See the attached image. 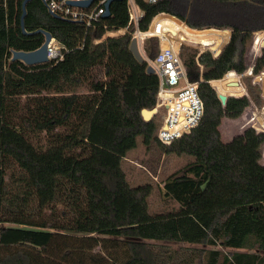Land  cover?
Here are the masks:
<instances>
[{"label": "trees", "instance_id": "16d2710c", "mask_svg": "<svg viewBox=\"0 0 264 264\" xmlns=\"http://www.w3.org/2000/svg\"><path fill=\"white\" fill-rule=\"evenodd\" d=\"M136 1L143 10L141 31L157 14H168L191 27V34H227L225 43L211 45L216 54L229 42L217 57L181 45L204 111L197 126L168 144L157 138V120L142 116L143 109L157 104V75L147 71V60L139 62L130 51V34L103 38L107 30L128 24L126 0H112L109 15L90 31L53 16L43 0H31L26 32L21 27L24 0H0V264H193L197 258L203 264H264L259 252L191 248L180 253L154 242L264 252V132L249 127L262 123L260 109L250 106L235 123L236 131L249 128L224 142L222 119L241 116L250 99L231 96L223 105L210 83L246 70L247 45L254 32L264 30V0ZM226 28L232 30L231 39ZM40 29L67 49L64 59L35 65L13 60V51L42 46ZM144 46L154 58L159 39L147 38ZM96 68L104 73L101 92L66 94L50 102L41 119L22 118L25 128L39 132L74 120L73 133L53 136L41 148L4 120L6 87L25 92L60 84L78 87ZM263 68L264 51L254 72ZM248 89L261 106L259 91L251 84ZM235 129L230 125L229 131ZM139 140L146 147L157 142L166 154L191 158L185 173L164 185L165 195L179 203L176 210L152 211V183L133 186L128 180L124 163Z\"/></svg>", "mask_w": 264, "mask_h": 264}, {"label": "rangeland", "instance_id": "374dc122", "mask_svg": "<svg viewBox=\"0 0 264 264\" xmlns=\"http://www.w3.org/2000/svg\"><path fill=\"white\" fill-rule=\"evenodd\" d=\"M159 15V14H158ZM157 15V16H158ZM152 31H157V28H161V31L164 35H167L171 38L175 48L180 50L181 45L187 46L190 48V52L194 49L198 51V55L202 52H211L215 57L220 54H216L214 51L210 50L211 45L223 44L227 41V34L215 35L211 32L205 34H191L188 31L189 26L185 25L179 19H175L168 14H161L157 17L153 24ZM191 28V27H189ZM166 29V30H164ZM167 29L169 30L167 32ZM195 29V28H193ZM207 29V28H206ZM210 29V28H208ZM216 29V28H213ZM204 30V29H196ZM222 30V29H220ZM151 31V32H152ZM123 33H118L115 36L122 35ZM107 36H114V34H107ZM191 37L192 39L188 38ZM157 38V37H156ZM193 41L198 43V47L195 45H190L184 43L185 40ZM202 42H207L209 44L204 45ZM212 43V44H211ZM145 45V44H144ZM167 43L163 42V47H166ZM144 56L148 57L145 52V46L141 49ZM264 51V30L260 32L256 31L253 33V36L247 45L245 52L246 60V70L243 73H229L223 79L219 81H211V85L220 90L223 93L228 95H237V96H248L252 102L249 106L243 111L241 116L238 118H229L224 117L220 125L221 133L224 140L231 139L238 133L243 132L249 127L245 128L242 131H236L235 126L236 122L241 119L245 111L250 107L254 106L256 109H260L258 114L262 118V123L260 128L264 131V74H261L264 71V68L259 72H254V67L257 58H259ZM94 75L96 78H94ZM104 73L102 68H96L84 75V81L78 87H73L68 84H60L52 86L50 89L42 92H25L24 89H10L5 88V101H4V110L3 118L4 120L12 125L20 127L24 132L27 133L29 138L35 142V144L41 148L49 146L53 142V136L56 138H63L67 134L73 133V124L74 120H71L70 123H67L62 126L52 128V130L37 131L36 129L25 128L23 126L22 118L23 115L30 116L33 120H38L43 117L47 112V106L51 103H54L57 99L61 98L66 94L71 93H84L91 91H102L104 88ZM258 77V78H257ZM259 79V80H258ZM232 82H240V85H235ZM251 84L255 87V90H258L263 103L261 106H258L250 96L248 85ZM216 87H215V86ZM216 90V91H217ZM219 92V91H218ZM165 115V109L159 108L158 112L152 117L157 120L159 125L161 124L163 117ZM231 127L235 130L229 131ZM262 163L264 164V145L262 147ZM191 158L187 156H176L173 154H166L162 146L154 142L151 147H146L141 140H139L138 146L129 152L126 162L124 163V169L127 174V178L133 186L139 185L145 182H151L153 185V194L150 198V207L152 211L160 210H173L178 207L179 203L176 202L173 198L165 195L164 185L171 178L182 175L187 170ZM159 244H164L173 248L174 250H180V253H183L184 250L191 248H204V249H219L224 254H232L234 252H259L261 255H264L263 251H258L255 249H237V248H227L221 245L216 246H205L201 244H191L186 242H174V241H154ZM204 254L201 255L203 257ZM202 260V259H201ZM193 264H203L199 263L198 258L194 259Z\"/></svg>", "mask_w": 264, "mask_h": 264}, {"label": "built area", "instance_id": "2783aa9c", "mask_svg": "<svg viewBox=\"0 0 264 264\" xmlns=\"http://www.w3.org/2000/svg\"><path fill=\"white\" fill-rule=\"evenodd\" d=\"M71 1L84 0H43L52 15L67 21L83 24L86 31H90L91 29H96L101 23L106 11V4L110 0H92L88 6L72 5L70 4ZM144 1L156 3L159 0ZM126 2L129 14L128 24L114 31L107 30L103 38L107 34H114L115 36L118 33H128L132 38L137 39L140 50L144 47L147 38L157 37L159 39L160 50L156 56L154 58L144 57H146L148 65L154 68V73L159 79L156 107L158 110L159 108L165 109V115L156 135L160 142L168 144L183 134L190 132L192 128L198 125L203 116L204 106L198 92V82L189 80L180 50L175 48L171 38L164 35L161 28H157V31H152L153 22L158 14L152 19L149 28L146 31H141L138 24L143 16V10L136 0H126ZM101 40L97 39L96 42ZM163 42H168V47L162 48L161 44ZM224 48H222L221 52ZM66 51L67 49L60 42L52 38L47 47L48 60L56 64L64 59ZM198 64L202 69V65L199 62ZM235 73L237 72L235 71ZM238 83L240 85V82ZM217 93L222 92L217 90ZM224 94L228 95L227 93ZM228 96L238 97L237 95ZM232 139L233 137L227 140L222 138L224 142H229Z\"/></svg>", "mask_w": 264, "mask_h": 264}, {"label": "water", "instance_id": "95a60500", "mask_svg": "<svg viewBox=\"0 0 264 264\" xmlns=\"http://www.w3.org/2000/svg\"><path fill=\"white\" fill-rule=\"evenodd\" d=\"M29 1H31V0H24V2H23V14H22V18H21V27H22V29H23L24 32H26L25 23H24V19H25L26 14H27L26 6H27V3ZM91 1L92 0L71 1L70 4H72V5H78V6H88ZM111 1L112 0L108 1L107 4H106V11H105L104 16H108L109 15V5H110V2ZM53 16H56V15H53ZM164 30H166V29H164ZM38 31L43 32L44 35H45V41L42 44V46L40 48L34 50V51H22V50L21 51H17V50L16 51H13V56H12V59L13 60H21V61H23L27 65L41 64V63H46V62L49 61L48 60V56H47V47H48L49 42L52 40L53 36L48 31H43L42 29H40ZM168 31L169 30L167 29V32ZM226 31H228V33L230 35V39H231L232 30L229 29V28H226ZM184 43H187V44H190V45H198V43L193 42V41L191 42L188 39H186ZM202 44L207 45L209 43L202 42ZM129 49L134 54V56L136 57V59L139 62H143L144 60H146L145 57H144V55L142 54L140 48H139V44H138V41H137L136 38H132ZM147 71L149 73H154V68L151 65H148ZM232 83H234L235 85H239L238 82H232ZM218 97L221 100V102H222L223 105H225L227 103V100L229 98V96L226 95V94H224V93H218ZM157 111H158V108L156 106L153 107V108H151V109H146L145 108V109L142 110V116H143L144 120L149 121L157 113ZM252 128H254L257 132H264L259 126L253 125ZM263 145H264V142L262 143V147H263ZM261 151H262V148H261ZM203 187H204V185H203Z\"/></svg>", "mask_w": 264, "mask_h": 264}, {"label": "crops", "instance_id": "0c3cea01", "mask_svg": "<svg viewBox=\"0 0 264 264\" xmlns=\"http://www.w3.org/2000/svg\"><path fill=\"white\" fill-rule=\"evenodd\" d=\"M167 43V46L166 47H168V45H169V43L168 42H166ZM161 47L162 48H165V47H163V43L161 44ZM146 58V57H145ZM220 131H221V129H220ZM222 134V133H221ZM222 138H223V136H222Z\"/></svg>", "mask_w": 264, "mask_h": 264}]
</instances>
